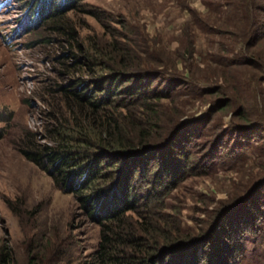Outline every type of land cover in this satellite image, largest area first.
<instances>
[{
	"label": "rangeland",
	"instance_id": "rangeland-1",
	"mask_svg": "<svg viewBox=\"0 0 264 264\" xmlns=\"http://www.w3.org/2000/svg\"><path fill=\"white\" fill-rule=\"evenodd\" d=\"M30 3L0 0V264L8 257L10 264H30V257H35L33 264H92L100 238L97 221L81 199L61 191L51 175L19 149L48 136L46 116L63 103L49 88L75 78L76 69L64 72L62 61L79 59L61 58L67 43L44 28V19L37 26L30 21ZM74 6L65 18L83 48L102 53L118 46L128 63L148 69L127 73L139 75L143 88H170L169 98L152 101L160 114L159 126L174 118L196 136L189 151L198 154L186 157L183 149L174 154L160 149L145 166L147 171L132 175L131 168L117 167L120 162L113 157L110 169L102 166L100 171L103 190L118 171L127 173L134 196L155 194L148 206L155 229L173 230L174 225L165 224L169 217L191 239L221 231L212 243L220 255L215 264L236 259L232 242L246 231L238 264H264V233L251 234L257 209L264 213V132L254 127L255 137L238 140L230 151L232 127L240 123L243 107L251 115L258 104L264 116V0H81ZM18 7L21 12L16 14ZM122 48L127 53L122 54ZM77 52L83 56L82 50ZM241 58L245 62H238ZM156 72L163 77H155ZM130 84L126 86L131 90L137 81ZM133 92L126 94V104L134 101ZM132 108L129 103L119 111ZM177 143L180 149L182 142ZM205 153L209 156L201 159ZM221 153L229 157L221 160ZM161 181L166 186H160ZM138 210L148 214L147 208ZM127 215L129 221L139 218L136 212ZM204 250L210 256V244ZM188 256L192 261L191 250L183 257Z\"/></svg>",
	"mask_w": 264,
	"mask_h": 264
},
{
	"label": "trees",
	"instance_id": "trees-1",
	"mask_svg": "<svg viewBox=\"0 0 264 264\" xmlns=\"http://www.w3.org/2000/svg\"><path fill=\"white\" fill-rule=\"evenodd\" d=\"M76 1L81 0H31L29 9L33 18L30 17V21L37 26L44 19L45 29L64 38L67 48L61 58L79 59L71 64L62 61L64 72L67 73L72 67L76 69V72H73L76 73L75 78L64 85L49 88L48 93L59 94L63 103L60 109L54 108L46 116L48 136H43L42 141L29 140L26 147L19 148L20 152L36 165L43 167L61 191L81 199L87 213L97 221L100 238L92 255V264H215L220 255L214 251L212 243L222 236L221 231L211 234L199 233L196 238L191 239L180 232L177 220L173 224L169 217L166 218L165 224L174 225L173 230L170 227L166 230L160 227L155 229L151 223L155 216L148 210V206L154 204L155 198L152 199V196L155 194L134 196L129 191L132 176L127 173L118 171L109 186L110 189L103 190L105 180L99 179L102 176L100 171L102 166L110 169L108 163L112 162L113 157L117 163L120 162L117 167L123 165L124 168H131L132 175L136 171L141 172V169L147 171L145 166H148L153 157L160 155V149H169L171 154L178 150L180 153L183 149V155L186 157L198 154L197 150L189 151L196 136L192 138L189 129H182L183 126L176 124L174 118L165 120L168 127L159 126L160 114L152 101L169 98L170 88L166 87L167 85L153 90L143 88V84H139L143 83L139 75L132 76L127 73V69L141 67L128 63V60L118 53V46L113 45L112 49L106 47L109 51L104 50L102 53L97 49L83 48L79 35L65 18L66 13L76 9ZM14 12L20 13L21 8L18 7ZM124 49L122 48V54L127 53ZM78 50H82L83 56L78 55ZM244 60L241 58L238 62H245ZM115 66L119 69H115ZM147 70L141 69L144 72ZM97 72L100 76L96 75ZM155 74L159 79L163 77L159 72ZM129 81L131 84L137 81V84L131 88L135 94L134 101L126 104V94L131 91L126 86ZM228 101L226 99L224 104ZM129 103H132L134 108L128 109L124 114L120 113L119 110ZM136 106L140 107L141 111H134ZM258 107L257 104L255 113L252 111L251 115L246 114L247 106L240 111L241 124L237 122L238 125L232 127L235 138L232 140L230 151L238 140L248 136L255 137L256 128L261 129V133L264 132L263 109L260 112ZM199 132L198 129L197 133ZM178 140L182 142L180 149L177 148ZM213 151L215 150L213 149L212 153ZM206 155L205 153L201 159L206 158ZM220 155V159L229 157V153ZM160 161L164 163L165 159L161 156ZM202 165L207 166L206 163ZM166 184L167 182H160V186ZM144 208H147L148 214L138 210ZM129 211L138 213L139 218L129 221ZM98 213L99 215H96ZM252 219L258 222L255 230L252 229V233H248H264L263 208L257 209V216ZM144 224L145 226H142ZM246 234L247 232L243 231L240 237L233 240L231 256L234 255L236 259L231 263L227 261L228 264H238L241 261L244 250L241 248L240 238ZM207 244H210L212 249L210 256H205L204 249ZM190 250L193 254L192 261L189 260L190 256L188 259L184 258L186 251ZM176 255L179 257L176 258ZM2 257L8 256L3 254ZM8 259L9 257L3 259L2 264H10ZM34 259L35 257H30V264H33ZM39 262L43 264L42 260H37L38 264Z\"/></svg>",
	"mask_w": 264,
	"mask_h": 264
}]
</instances>
